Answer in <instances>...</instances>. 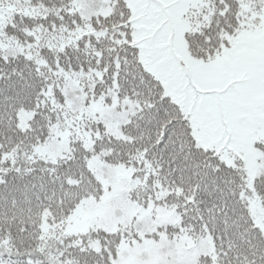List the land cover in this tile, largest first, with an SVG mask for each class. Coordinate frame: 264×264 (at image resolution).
<instances>
[{"label": "snow or ice", "instance_id": "obj_1", "mask_svg": "<svg viewBox=\"0 0 264 264\" xmlns=\"http://www.w3.org/2000/svg\"><path fill=\"white\" fill-rule=\"evenodd\" d=\"M177 15L192 29L188 57ZM89 22L93 33L59 53L53 70L75 63L90 77L91 99L123 109L119 144L147 174L154 203L176 208L172 235L210 239L206 264H264V0H0L3 91L18 95L39 76L30 56L5 44L22 37L38 48V37L68 38ZM0 264H34V253L14 251L0 234Z\"/></svg>", "mask_w": 264, "mask_h": 264}, {"label": "trees", "instance_id": "obj_2", "mask_svg": "<svg viewBox=\"0 0 264 264\" xmlns=\"http://www.w3.org/2000/svg\"><path fill=\"white\" fill-rule=\"evenodd\" d=\"M113 11L108 9L105 17ZM92 33L89 22L68 38L63 33H48L41 42L38 37V48L22 37L4 45L12 56H30L39 76L29 80L32 87L18 95L11 88L5 93L0 86V234L14 251H32L34 264H84L80 256L89 248L90 264H105V260L110 264L113 260L115 264H206L211 240L198 243L187 234L172 235L171 229L181 222L176 208L154 203L147 174H137L139 169L129 162L128 151L119 144L125 139L121 131L126 123L123 109H116L115 100L94 109L90 77L80 73L75 63L66 71L53 70L61 60L59 53L66 48L71 52L77 40ZM29 47L35 49L34 54L28 52ZM69 62V57H64V63ZM28 71L25 68L24 74ZM77 114L85 116L78 119ZM66 130L70 132L62 138ZM60 141L66 148L50 154L45 146ZM4 161L15 171L4 166ZM96 167L103 171L105 181L97 175ZM119 197L128 206L129 220L116 222L113 229L105 213L114 205L111 199ZM76 207L83 208L92 222L84 232L67 233L63 227ZM112 241L118 243L112 245ZM110 246L115 248V257L104 255Z\"/></svg>", "mask_w": 264, "mask_h": 264}, {"label": "rangeland", "instance_id": "obj_3", "mask_svg": "<svg viewBox=\"0 0 264 264\" xmlns=\"http://www.w3.org/2000/svg\"><path fill=\"white\" fill-rule=\"evenodd\" d=\"M182 11H187V9H184ZM175 19H176V23L181 26L180 53H182L183 56L188 57L190 54H189V50H188V43L186 42V39L184 37V33L192 31V29L190 27L189 21L187 19H182L181 15H177ZM49 45H52L51 42L49 43ZM71 101L72 100H70V102ZM70 102H67V104H69V106L71 105ZM92 102H93L92 105H93L94 109H96L100 104L104 103L103 101H99V100H95ZM77 115H78L77 116L78 119H82L85 116L83 114H77ZM25 119H26V117L23 118L24 121H25ZM69 132H70V130H66L62 134V138H66L68 136ZM62 140H64V139H62ZM47 145L48 146H45V147H46V149L49 150L50 154L59 153L60 151H63V149L66 148V143L64 141H60V143H55V144L49 142V144H47ZM95 170L98 172L97 175L99 177H101V180L105 181L106 179L103 175V171H101L100 168H98V167H96ZM123 172L125 174H129V171H127V170H124ZM123 200H124V198L119 197L118 200L114 201L113 199H111L112 202H110L111 204H114L111 208L113 209V207H115V211H120V213L117 212V214H116L115 211L112 210L111 208H109L108 212L105 213L106 217L109 218V216H110V225H113V227H112L113 229L116 228V222L121 220L125 224L129 220L128 214L126 213L128 206H126L124 204ZM150 209H152V206L147 208L146 211L148 212ZM96 214H98V213H96ZM91 222L92 221H91L90 217H88V215H86V211L81 207H76V208H74L72 213H70L67 216V220H66V223H65L63 229L67 233L84 232V231H86L89 224H91ZM140 264H145V263L141 262Z\"/></svg>", "mask_w": 264, "mask_h": 264}]
</instances>
